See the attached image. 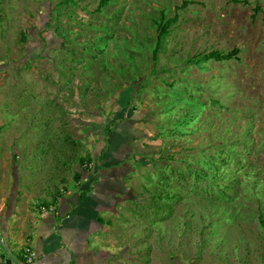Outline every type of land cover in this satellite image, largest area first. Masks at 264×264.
Masks as SVG:
<instances>
[{"label": "rangeland", "instance_id": "374dc122", "mask_svg": "<svg viewBox=\"0 0 264 264\" xmlns=\"http://www.w3.org/2000/svg\"><path fill=\"white\" fill-rule=\"evenodd\" d=\"M100 2L0 0V166L27 241L77 215L80 264H264V0Z\"/></svg>", "mask_w": 264, "mask_h": 264}, {"label": "crops", "instance_id": "0c3cea01", "mask_svg": "<svg viewBox=\"0 0 264 264\" xmlns=\"http://www.w3.org/2000/svg\"><path fill=\"white\" fill-rule=\"evenodd\" d=\"M5 167V163L0 166V264H25L23 250L19 249L23 243L29 245L35 255L33 264H80L81 261L92 260L90 255H86L87 250H77L84 233L83 228L74 225L77 222L84 226L83 218L77 215L65 223L37 222L34 230L31 229L33 236L27 241L26 231L20 225L26 215L21 207L23 202H18L15 199L17 195L12 191L17 184L8 191L14 176L11 180Z\"/></svg>", "mask_w": 264, "mask_h": 264}, {"label": "trees", "instance_id": "16d2710c", "mask_svg": "<svg viewBox=\"0 0 264 264\" xmlns=\"http://www.w3.org/2000/svg\"><path fill=\"white\" fill-rule=\"evenodd\" d=\"M107 3H108V0H101L100 8H103L104 6H106ZM187 5H188V2H184L182 4V6L177 8V11H176L177 13L175 14V16L173 18L167 19L165 10L160 12V17H159L158 21L155 22V24L157 25V31H158L157 41H156V48L153 51V59H154L155 62H157V60H158V55H159L163 40L170 34L172 26L179 21L180 14H178V12L181 11L182 9L186 8ZM238 54H239V50H236V49L233 50L232 52L227 53V54L222 53L220 51H214V52H211V53L203 56L200 59L196 58L197 60H190V61L192 63L194 62V63H197V64H200L202 62L212 61V60L213 61H217V62H224V61H228V60L234 59ZM139 87L142 89V87H143L142 82H141V84H139ZM106 148L108 150V147L106 146L105 149H104L105 151L102 154V156L104 155L103 159H105L106 155H107ZM77 178H80L79 174H78ZM17 179H18V175L14 173L15 184L18 181ZM87 188H89V187H87Z\"/></svg>", "mask_w": 264, "mask_h": 264}, {"label": "built area", "instance_id": "2783aa9c", "mask_svg": "<svg viewBox=\"0 0 264 264\" xmlns=\"http://www.w3.org/2000/svg\"><path fill=\"white\" fill-rule=\"evenodd\" d=\"M33 258H35V255L34 254L27 255L26 256V260H25V264H31Z\"/></svg>", "mask_w": 264, "mask_h": 264}, {"label": "water", "instance_id": "95a60500", "mask_svg": "<svg viewBox=\"0 0 264 264\" xmlns=\"http://www.w3.org/2000/svg\"><path fill=\"white\" fill-rule=\"evenodd\" d=\"M7 264H11V262H8Z\"/></svg>", "mask_w": 264, "mask_h": 264}]
</instances>
